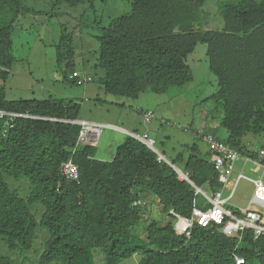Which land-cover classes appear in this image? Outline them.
<instances>
[{
	"label": "trees",
	"instance_id": "trees-1",
	"mask_svg": "<svg viewBox=\"0 0 264 264\" xmlns=\"http://www.w3.org/2000/svg\"><path fill=\"white\" fill-rule=\"evenodd\" d=\"M28 1L0 0V108L30 117L15 119L11 128L0 122V264H24L38 227L49 234L38 264H96V258L121 264L135 255L141 256L137 264H237V257L242 264H264V234L255 238L245 230L227 237L214 223L197 222L189 237L175 231L178 216L192 219L194 209L205 212L197 204V189L212 195L222 189L211 153L201 157L192 145L168 160L189 181L130 136L112 160L102 161L95 158L96 145L78 143L79 102L6 100L4 83L16 62L15 28L20 18L38 12ZM52 2L88 9L95 0ZM205 2L131 0L129 13L101 28L94 67L103 72L106 94L133 100L148 92L163 95L194 79L187 58L204 44L217 80L210 98L220 106V125L228 134L222 141L254 158L244 138L264 133V0L224 5L221 30L197 28ZM55 47L63 81L77 85L70 79L78 71L72 33L63 28ZM69 160L79 168L78 182L60 173ZM20 183L29 186L22 190ZM33 205L40 207L36 214ZM150 205L157 209L155 218L147 214ZM145 221L141 241L132 234Z\"/></svg>",
	"mask_w": 264,
	"mask_h": 264
},
{
	"label": "rangeland",
	"instance_id": "rangeland-1",
	"mask_svg": "<svg viewBox=\"0 0 264 264\" xmlns=\"http://www.w3.org/2000/svg\"><path fill=\"white\" fill-rule=\"evenodd\" d=\"M238 1L240 0H207L201 8L203 18L197 28L221 30L224 26L222 7ZM26 5L38 12L20 18L15 28L17 33L13 42L16 62L12 66L9 79L4 83L6 100L54 98L77 101L80 104L79 120L123 126L136 131L141 137L147 134L148 138L154 141L155 150L167 160L183 151L186 146L192 145H197L201 157H206L208 147L197 135L199 130L214 127V130H211L219 139L223 140L228 136L220 125L223 116L220 106L210 98L217 91V80L209 71L204 44H198L187 58L194 79L186 85L173 87L163 95L148 92L136 100L109 95L101 86L103 72L94 67L99 49L97 37L101 35V28L107 27L111 19L130 12L131 0H95L94 6L88 9L83 6H53L52 0H29ZM63 28L72 33L73 46L78 54L75 60L76 69L93 78L92 82L83 86H77L72 81L65 83L56 65L55 45ZM141 108H148L154 113L155 117L151 123L144 122L143 114L138 111ZM208 133L213 134L211 131ZM117 134L111 126H103L96 144L97 151L102 148L110 152L116 150L117 142L114 138ZM244 144L250 152L264 149V133L259 136L248 134L244 138ZM244 173L248 177L262 179L264 183L263 163L260 166L248 163ZM22 181L26 179L19 182ZM7 182L11 187V182L15 183L12 180ZM20 184L22 190L29 186L28 183ZM253 192L254 186L251 182L240 180L229 206L247 207L253 198ZM21 195L25 196L23 193ZM207 195L209 198L213 197L208 192ZM197 204L202 210L208 211L205 207L210 203L204 194L199 193ZM39 209L38 205L31 206V211L35 214ZM147 210L150 218H155L153 216L157 211L155 212L154 205L148 206ZM36 218L39 220L38 214ZM146 225L147 221L142 222L132 235L143 241ZM48 236L46 230L37 228L33 250L25 255L24 264H38ZM1 252L4 255L9 254L5 249ZM11 257L17 261L22 260L16 255ZM140 258V255H135L121 264H137ZM96 264H102V259L96 258Z\"/></svg>",
	"mask_w": 264,
	"mask_h": 264
},
{
	"label": "built area",
	"instance_id": "built-area-1",
	"mask_svg": "<svg viewBox=\"0 0 264 264\" xmlns=\"http://www.w3.org/2000/svg\"><path fill=\"white\" fill-rule=\"evenodd\" d=\"M70 79L75 81L78 86H83L86 83L92 82L93 79L90 75L86 73H80L75 71L70 76ZM144 116V122L149 124L154 119V113L151 110H141L138 109ZM28 117V115L6 112L0 108V122L3 123L4 128L12 127V123L17 118ZM163 122V121H162ZM79 124L82 128L79 134L78 143L96 145L101 136L103 126L86 123V122H75ZM189 132L188 130H185ZM197 135L207 144L209 147L210 153L212 154V162L214 163V168L218 172V179L222 185L221 191L216 192L212 198H209L207 193L202 192L211 204V208L208 211H200L194 209L193 218L185 219L182 217H177L175 222V231L179 235H185L186 237L190 236V231L193 227L194 222H197L198 225L202 227L208 226L210 223L221 227L222 233L227 237H235L242 233L245 230H252L255 238H259L264 234V222L262 214L259 211H234L230 209L229 201L232 199L234 191L236 189L237 183L244 178L243 175H239L235 186L228 190V197L224 195L225 186L228 185L230 176L235 172L236 162L240 158V154L226 145L220 139H217L215 136L209 134L205 130H199ZM139 140L144 142L147 147L154 148V141L148 138L147 134H144L142 137L137 136ZM259 156L264 158V150L260 151ZM264 161V160H263ZM255 161L253 162L256 166H260L262 162ZM61 175L68 181L78 182L80 174L79 168L76 164L69 160L63 162L60 167ZM181 179H186L188 176H180ZM245 179H247L245 177ZM254 198L255 201L260 200L264 204V183L259 181H254ZM199 193V192H198ZM236 213H240L237 215ZM237 264H242L243 259L236 258Z\"/></svg>",
	"mask_w": 264,
	"mask_h": 264
},
{
	"label": "crops",
	"instance_id": "crops-1",
	"mask_svg": "<svg viewBox=\"0 0 264 264\" xmlns=\"http://www.w3.org/2000/svg\"><path fill=\"white\" fill-rule=\"evenodd\" d=\"M147 110H150L148 108H145ZM141 110H144L143 108H141ZM146 111V110H144ZM79 122H84V121H79ZM86 123H91V124H96V125H103V126H111L113 129L116 130V132L118 133L117 135H115V145L116 146V149L118 146H120L125 140L127 137H137L139 134H136V131H131L130 129H127V128H124L123 126L120 127V126H114V125H109V124H103V123H97V122H86ZM211 129L214 130V127H211V128H207L205 131L208 132V131H211L213 134L212 135H215L217 139H219V137L217 136V134L212 131ZM140 136V135H139ZM221 140V139H220ZM208 147V146H207ZM264 149H260V150H255L254 152V155L255 157L253 158L252 156H248V155H241L240 154V158L238 159V161L236 162V167H235V172L232 173V175L229 177L230 180L228 181V185L225 186V189H224V195H228V190H230L233 186H235V183L237 182V179L239 177V175H243L245 179V177L247 178L246 180H248L249 182H251L254 186V189H255V184H254V181H259L262 179H254V178H251V177H248L245 173H244V168L246 167V165L250 162H255V161H263L264 158L261 159V157L259 156L260 154V151H263ZM116 150H113V152L111 151H107L106 149L102 148L100 149L99 151L96 152V157L97 159L99 160H102V161H110L112 160V158L114 157V154H115ZM210 155V150H209V147L207 149V155ZM174 157V156H172ZM264 164V161L262 162ZM238 164H240V166H238ZM255 165V164H254ZM235 175V176H234ZM242 180V179H241ZM263 182V181H262ZM237 187V186H236ZM233 198V197H232ZM262 201L260 200H257L255 201V198H254V192H253V198L249 201L248 203V206L247 207H244V208H240L238 206H228L230 209L234 210V211H238V212H242V211H248V210H252V211H259L261 212L262 214V218L264 219V204L261 203ZM230 203V201H229ZM156 209V208H155ZM157 211V209L155 210V212Z\"/></svg>",
	"mask_w": 264,
	"mask_h": 264
},
{
	"label": "water",
	"instance_id": "water-1",
	"mask_svg": "<svg viewBox=\"0 0 264 264\" xmlns=\"http://www.w3.org/2000/svg\"><path fill=\"white\" fill-rule=\"evenodd\" d=\"M77 122H79V121H77ZM136 138V137H135ZM136 139H138V138H136ZM139 140V139H138ZM141 141V140H140ZM142 142V141H141ZM144 143V142H143ZM145 144V143H144ZM146 145V144H145ZM152 151H154L157 155H158V157H159V159L160 160H163V161H165V162H167V163H169L170 165H172L167 159H165V157L162 155V154H160V153H158L156 150H155V148H150ZM172 167L179 173V175L180 176H185V174L182 172V171H180L179 169H176L173 165H172ZM185 180H187V181H189V179L188 178H186ZM191 183V182H190ZM194 186V185H193ZM197 192H199V193H201L202 194V190L201 189H197Z\"/></svg>",
	"mask_w": 264,
	"mask_h": 264
}]
</instances>
